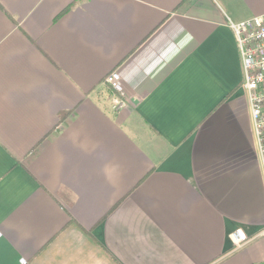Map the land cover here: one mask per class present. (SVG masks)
Here are the masks:
<instances>
[{
    "label": "crops",
    "instance_id": "crops-1",
    "mask_svg": "<svg viewBox=\"0 0 264 264\" xmlns=\"http://www.w3.org/2000/svg\"><path fill=\"white\" fill-rule=\"evenodd\" d=\"M260 14L264 0H0V264H264L229 25Z\"/></svg>",
    "mask_w": 264,
    "mask_h": 264
},
{
    "label": "built area",
    "instance_id": "built-area-1",
    "mask_svg": "<svg viewBox=\"0 0 264 264\" xmlns=\"http://www.w3.org/2000/svg\"><path fill=\"white\" fill-rule=\"evenodd\" d=\"M242 60L244 71L243 87L248 93L254 132L259 146L264 173V14L240 22H230ZM105 84L115 93L112 108L119 111L128 104L121 75L117 70L110 72ZM233 242L240 246L246 241L241 231L231 234Z\"/></svg>",
    "mask_w": 264,
    "mask_h": 264
}]
</instances>
